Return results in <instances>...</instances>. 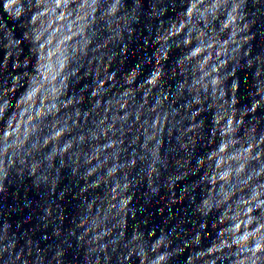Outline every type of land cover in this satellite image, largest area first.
Returning a JSON list of instances; mask_svg holds the SVG:
<instances>
[{
	"label": "clouds",
	"instance_id": "obj_1",
	"mask_svg": "<svg viewBox=\"0 0 264 264\" xmlns=\"http://www.w3.org/2000/svg\"><path fill=\"white\" fill-rule=\"evenodd\" d=\"M18 3V0H8V4L6 5V7H8L11 4H16ZM17 16H19L21 14V10L17 9L16 13ZM2 111V110H0ZM165 255H157V257L155 258V260H153L151 262V264H162V262L165 260Z\"/></svg>",
	"mask_w": 264,
	"mask_h": 264
}]
</instances>
